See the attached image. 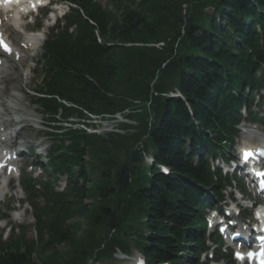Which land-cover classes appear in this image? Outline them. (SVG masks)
<instances>
[{
  "label": "trees",
  "instance_id": "obj_1",
  "mask_svg": "<svg viewBox=\"0 0 264 264\" xmlns=\"http://www.w3.org/2000/svg\"><path fill=\"white\" fill-rule=\"evenodd\" d=\"M109 1L112 10L75 2L44 45L34 97L52 124L149 103L128 141L142 143L155 166L146 174L134 148L119 161L112 137L64 128L47 161L66 187H33L42 199L33 206L36 240L0 241V264H90L116 250H136L147 264H198L203 212L227 185L209 160L224 158L240 107L262 83L264 0Z\"/></svg>",
  "mask_w": 264,
  "mask_h": 264
},
{
  "label": "rangeland",
  "instance_id": "obj_2",
  "mask_svg": "<svg viewBox=\"0 0 264 264\" xmlns=\"http://www.w3.org/2000/svg\"><path fill=\"white\" fill-rule=\"evenodd\" d=\"M103 5H106V3H104ZM186 8H187V4H183L180 7L181 15L185 19L188 17ZM66 10H67L66 5L61 4L60 5V11L58 12V14H54V18L60 17V15H62ZM207 13H209V11H207ZM41 21H43V20H42L41 16H39L37 19V22L41 23ZM47 29H48L47 26L43 28V31H42L43 32V40L47 34ZM18 36H19V38L22 39L23 37L25 38L28 35H25L22 32H18ZM161 46H162V43L155 45L156 48H160ZM41 53H42V49H39L35 52L32 51L29 54L30 59L26 60V65H25L24 69L22 68L20 70V72L14 74L12 76V78L15 79L16 82H14L13 84L8 86L6 96L2 97L4 101L8 102L11 100V98H13L12 96L14 94L19 95V100H20L19 105L21 108H23V114H24L23 119L30 121L32 124V127L26 129V131H27V132H25L26 135H23L22 137H20V141H18L19 143H22L24 145L26 142L30 143L29 144L30 147L24 151V154L22 157V162L26 161L27 163L23 166V169H21V171H20V178H19L20 180H22L23 178H28L32 174L34 177L39 175L38 179L43 177V175L40 174V171H35V173L34 172L29 173L31 170L30 163L32 162L31 161L32 159H27L26 155H27V151L35 148L37 146V144H41L37 149V153L41 152L42 155L44 156L45 150H47L49 148V145L51 144L49 139L44 138V134L42 133V130H41L42 126H40V124H39L40 121H42L44 119H42L41 116L39 115V111L36 109V107L33 103V98L31 96L32 94L30 93V91L38 89L42 85L43 69L41 68V65L36 66L40 60ZM15 69H16V72L19 71V68L16 66H15ZM5 106L8 107L7 104ZM135 106H138V103L135 102L130 109L125 110V112L128 113V116H131L130 118H132V119H129V121H126L131 125L130 129L126 131L127 133L124 134V135H126L127 138H128V135H132V134L134 135V133L139 131L140 127H141V123L142 122L145 123V121H146L145 119L142 120V122L140 120V115L143 117L144 113L146 112L144 109L145 104L139 105L141 111H138V112H137V110L139 108H136ZM262 107L264 109V104ZM137 115H139V116H137ZM134 116H137V117H134ZM92 120L89 119V120L85 121V123H90V124L95 123ZM23 125H24L23 123H19V125L12 128V130H13L12 132L18 130ZM256 128H259V127H256ZM79 129H81V127ZM259 129H261V128H259ZM8 132L10 133L11 131L9 130ZM40 136H41V138H40ZM244 139L245 138H243L242 135L240 137H238L237 141L235 142L234 149H236V147L242 145L244 143ZM135 147L136 148H134L133 144H129V142L127 140V142L125 141V147L122 148V150H124V151H122V150L115 151V152L112 151V153H113V156L115 159L122 161V160H125L124 159L125 158V150L131 149V148L132 149L133 148L138 149L140 146L137 145ZM230 154L235 156V151L231 150ZM41 160H42V158L40 159V161H38V163L41 162ZM84 162H87V161L84 160ZM144 167H146V165H144ZM62 185H63V180L60 179L59 182L57 183V189L58 190L62 189ZM14 188H15L14 192H11L9 194V196L7 195L6 197L0 199V215L1 214H7L6 205L8 204L7 205L8 209H11V208L14 209L15 212L18 213L20 218L16 219L17 217H15V220L13 221L11 219L14 216L12 217V214H11V216H9V218L6 221L0 223V233H2L1 234L2 237H6L7 232H8L6 230V228L9 225H12L14 227H19L20 230L25 228V230H27V232H28V237L31 238L33 236L32 235V223L33 222H32V218H31V211L26 205H22L21 202H18V199H23V201H25V197H24L23 193L22 194L20 193L19 189L16 186H14ZM233 196L236 199H238L236 194H234ZM236 203H237V201H236ZM237 204L240 206L244 205L241 202H238ZM19 206H20V208L18 209L17 207H19ZM246 206H248V204H246ZM19 232L20 231H17L15 233H17V235H18ZM60 250H62V248ZM131 255H132L131 258L128 259L127 262L123 261V260H115L114 262L110 261V263L100 262L98 264H134L135 258L139 254L136 252H132ZM186 257L187 256H185V258Z\"/></svg>",
  "mask_w": 264,
  "mask_h": 264
},
{
  "label": "bare ground",
  "instance_id": "obj_3",
  "mask_svg": "<svg viewBox=\"0 0 264 264\" xmlns=\"http://www.w3.org/2000/svg\"><path fill=\"white\" fill-rule=\"evenodd\" d=\"M2 31L3 35H0V38H4L9 41L11 54L3 53L0 50V130L3 129L4 131L10 126H13V124L16 122L15 118H17L18 122H23L24 127L19 129L18 132H15L13 138L10 136L11 145H16L20 134L22 135L27 132L26 129L32 127V124L30 121L24 122L23 108H21L19 105V95L14 94L12 96V100L8 102V107L5 106L7 102L4 103L2 97L6 96L8 86L16 82L12 76L20 72V70L16 72L15 66L19 69L24 68L26 60L30 58L28 53L31 51H28L27 43L19 38L16 32L12 31L5 24L2 27ZM248 138L255 139L252 133ZM258 141L259 140H257V142ZM261 143L262 142H259L256 144V146L260 147Z\"/></svg>",
  "mask_w": 264,
  "mask_h": 264
},
{
  "label": "snow or ice",
  "instance_id": "obj_4",
  "mask_svg": "<svg viewBox=\"0 0 264 264\" xmlns=\"http://www.w3.org/2000/svg\"><path fill=\"white\" fill-rule=\"evenodd\" d=\"M5 2H8V0H5ZM34 7V5H33ZM0 49H3L5 52H8L9 54H11V49L8 47V45L4 42V40L2 38H0ZM262 154H264V150H260ZM252 155L251 151L245 150L242 152V156L243 158L246 160L249 156ZM254 255L252 253L249 254Z\"/></svg>",
  "mask_w": 264,
  "mask_h": 264
}]
</instances>
